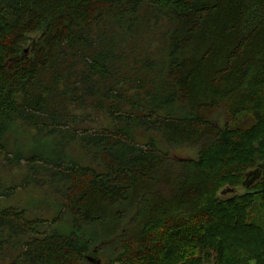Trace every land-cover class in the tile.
<instances>
[{"label":"trees","instance_id":"1","mask_svg":"<svg viewBox=\"0 0 264 264\" xmlns=\"http://www.w3.org/2000/svg\"><path fill=\"white\" fill-rule=\"evenodd\" d=\"M0 158V264H264V0H0Z\"/></svg>","mask_w":264,"mask_h":264},{"label":"rangeland","instance_id":"2","mask_svg":"<svg viewBox=\"0 0 264 264\" xmlns=\"http://www.w3.org/2000/svg\"><path fill=\"white\" fill-rule=\"evenodd\" d=\"M218 119H222L221 116ZM31 147L41 150L42 143L31 141ZM172 155L177 158H194L198 156V149L191 147H176L173 149ZM1 159V158H0ZM23 170L19 167H14L13 170L9 167H0V205L1 206H21L28 209L34 216H46L53 218L57 215V210L48 206V200L45 199L41 191H37L32 186L23 188L18 186L16 190L12 191L9 196L4 198L2 192L6 187H13L24 181ZM164 185V184H163ZM212 264V263H205Z\"/></svg>","mask_w":264,"mask_h":264},{"label":"water","instance_id":"3","mask_svg":"<svg viewBox=\"0 0 264 264\" xmlns=\"http://www.w3.org/2000/svg\"><path fill=\"white\" fill-rule=\"evenodd\" d=\"M263 171L264 162L260 163L256 169L250 170L248 173H246L245 179L241 185L232 186L230 184H226L218 190L216 197L222 201H228L237 196H244L246 194L253 193L254 191L250 190V188L257 180L261 179ZM90 260L96 264H101L100 260L93 257H90Z\"/></svg>","mask_w":264,"mask_h":264},{"label":"flooded vegetation","instance_id":"4","mask_svg":"<svg viewBox=\"0 0 264 264\" xmlns=\"http://www.w3.org/2000/svg\"><path fill=\"white\" fill-rule=\"evenodd\" d=\"M261 163H262V162H261ZM259 164H260V163H258V164L256 165V167H254L253 169H256V168L258 167ZM258 183H259V180H257V181L251 186L250 190L255 191V190H256V186H257Z\"/></svg>","mask_w":264,"mask_h":264}]
</instances>
